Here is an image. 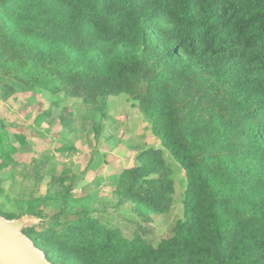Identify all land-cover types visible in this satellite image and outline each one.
<instances>
[{"label":"trees","instance_id":"trees-1","mask_svg":"<svg viewBox=\"0 0 264 264\" xmlns=\"http://www.w3.org/2000/svg\"><path fill=\"white\" fill-rule=\"evenodd\" d=\"M0 90L49 103L32 127H58L61 157L78 131L105 135L107 101L128 96L161 148L109 176L107 199L144 221L173 205L163 149L184 171L171 235L127 237L78 186L94 160L38 154L0 118V215L39 218L24 233L52 264H264V0H0Z\"/></svg>","mask_w":264,"mask_h":264},{"label":"rangeland","instance_id":"rangeland-1","mask_svg":"<svg viewBox=\"0 0 264 264\" xmlns=\"http://www.w3.org/2000/svg\"><path fill=\"white\" fill-rule=\"evenodd\" d=\"M28 95L22 93L21 95L12 96L6 102L1 100L0 118L9 124L14 123L18 127L21 126L18 131L25 133L28 144L32 147L36 146V153L38 154L39 150H43V148L50 149L57 160L73 162L82 171L85 170L89 161L94 160L95 165L86 171L78 186H82V189L87 187L97 199L95 205L103 206L101 208L104 211L99 212L103 222L120 227L127 237H132L134 233H137L152 243L171 235L176 221L183 218V195L186 182L183 169L167 150L163 149V153L167 164L172 170L175 184L174 201L168 214L151 215L150 220L144 221L129 206L115 208L108 200L113 189L108 181L109 176L115 175L124 167L133 166L135 156L140 149L148 147L161 148L158 139L152 133L150 124L140 111L133 106L132 100L128 96L120 95L107 101L110 116L114 120V126L107 127L109 131L105 135H101L97 140H94L92 136L86 137L87 132L80 130L76 135L71 136V142L75 150L64 153L61 157L59 152L56 151L57 147L60 146L56 142L58 127H55L51 133L44 132L43 136L37 134L38 130L32 127L36 115L47 109L49 103L40 95L27 97ZM77 102V100L68 98L63 102V106L74 108ZM44 126L42 129H44ZM13 132L15 131L12 130ZM33 154L35 152L31 153L30 156ZM21 158L26 159L27 156L23 155ZM74 169H76L75 166ZM21 176V174H16L18 181H22ZM46 182L47 178L41 183L40 194L45 192ZM99 182L101 183L99 184ZM3 185L9 196L25 194V192L19 190L10 192L9 181H5ZM77 190L81 192L79 188ZM40 222L41 220L37 219L36 224Z\"/></svg>","mask_w":264,"mask_h":264},{"label":"water","instance_id":"water-1","mask_svg":"<svg viewBox=\"0 0 264 264\" xmlns=\"http://www.w3.org/2000/svg\"><path fill=\"white\" fill-rule=\"evenodd\" d=\"M37 219L31 214L13 219L0 215V264H52L24 233L38 225Z\"/></svg>","mask_w":264,"mask_h":264},{"label":"built area","instance_id":"built-area-1","mask_svg":"<svg viewBox=\"0 0 264 264\" xmlns=\"http://www.w3.org/2000/svg\"><path fill=\"white\" fill-rule=\"evenodd\" d=\"M1 99H2V92H1V90H0V101H1Z\"/></svg>","mask_w":264,"mask_h":264}]
</instances>
